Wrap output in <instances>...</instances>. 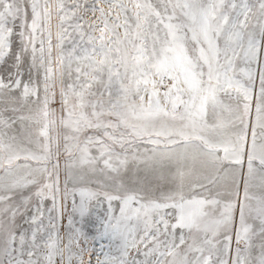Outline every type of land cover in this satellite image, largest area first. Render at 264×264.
<instances>
[{
    "label": "snow or ice",
    "instance_id": "snow-or-ice-1",
    "mask_svg": "<svg viewBox=\"0 0 264 264\" xmlns=\"http://www.w3.org/2000/svg\"><path fill=\"white\" fill-rule=\"evenodd\" d=\"M0 264H264V0H0Z\"/></svg>",
    "mask_w": 264,
    "mask_h": 264
}]
</instances>
